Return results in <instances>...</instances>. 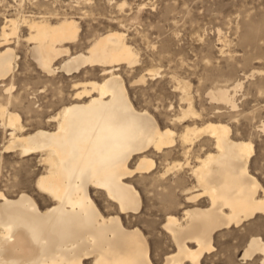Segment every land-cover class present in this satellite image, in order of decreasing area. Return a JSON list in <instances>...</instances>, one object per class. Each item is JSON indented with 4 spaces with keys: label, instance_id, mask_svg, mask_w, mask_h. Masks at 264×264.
Returning <instances> with one entry per match:
<instances>
[{
    "label": "bare ground",
    "instance_id": "6f19581e",
    "mask_svg": "<svg viewBox=\"0 0 264 264\" xmlns=\"http://www.w3.org/2000/svg\"><path fill=\"white\" fill-rule=\"evenodd\" d=\"M22 25L27 31L23 38L28 45L26 55L46 75L55 71L70 75L85 66H101L100 80L73 83L72 101L52 116L56 122L52 128L25 131L20 114L9 109L13 85L4 80L17 65L19 56L12 42L22 39ZM79 30L73 17H5L0 25V87L6 93L0 92V124L9 129L4 150H16L21 156L40 153L45 171L35 186L50 202L41 208L26 192L8 197L0 191V264H153L145 235L137 226H125L122 214L136 212L141 205L130 177L153 168L154 160L146 151L170 148L176 131L169 124L161 126L147 108L133 104L128 85L117 72L120 64L130 68L138 63V53L125 32L110 28L83 50L72 51ZM173 78L185 104L170 124H184L178 134L183 153L187 155L194 145L199 153H194L193 162L185 159L194 179L184 189L185 202L193 203L182 207L181 216L166 215L163 227L175 249L160 264H223L214 257L205 262L206 254L214 249L215 231L264 215V185L249 169L254 143L235 138L228 123L208 119L198 124L190 84ZM145 81L141 75L130 83ZM241 86L236 80L216 85L207 94L233 109ZM260 127L264 131V122ZM202 134L207 136L200 141ZM182 165L175 162L165 171ZM92 189L102 192L115 211L103 214L91 196ZM203 196L206 204L194 202ZM245 242L242 262L264 264V238L251 235Z\"/></svg>",
    "mask_w": 264,
    "mask_h": 264
},
{
    "label": "rangeland",
    "instance_id": "374dc122",
    "mask_svg": "<svg viewBox=\"0 0 264 264\" xmlns=\"http://www.w3.org/2000/svg\"><path fill=\"white\" fill-rule=\"evenodd\" d=\"M122 1L0 0V25L5 17L20 20L31 16L51 20L73 17L78 20L80 30L77 41L71 44L72 51L83 50L110 28L125 32L126 40L138 53V63L130 68L120 64L117 72L124 77L133 104L147 108L161 126L169 124L176 131L175 143L170 148L163 152L153 148L146 151L154 160L153 168L149 173L135 172L130 177L140 193L141 205L136 212L122 214L125 226H137L142 231L153 264H160L175 249L163 227L166 215L181 216L182 207L193 203L185 202L184 189L194 182L185 159L193 162L194 153H199L196 145L187 155L183 153L178 134L184 124L176 121L170 124V118L185 104L173 77L190 84L193 107L199 113L195 119L198 124L208 119L219 120L231 126L235 138L253 141L255 150L249 169L264 185V131L260 127L264 122V0H125L120 7ZM26 34L22 25V39L11 43L19 57L13 75L4 80L13 85L9 109L20 114L25 131L40 126L52 128L56 123L52 116L63 104L72 101L73 83L100 80L101 66H85L70 75L63 71L46 75L26 55L28 45L23 40ZM149 69L158 72L149 74ZM141 75H145V82L130 83ZM234 80L242 82L235 94V108L216 102L207 94L216 85H230ZM8 131L0 124V191L8 197L26 192L43 208L50 202L35 181L45 171V163L39 152L21 156L16 150H4ZM205 136L202 134L199 140ZM135 159L131 160V167ZM175 162L183 165L165 171ZM90 193L103 214L115 211L102 192L92 189ZM194 202L207 201L203 196ZM254 216L238 227L217 229L212 241L214 249L206 254L205 262L214 257L223 264H246L249 260L241 259L245 241L251 235L264 238V215Z\"/></svg>",
    "mask_w": 264,
    "mask_h": 264
}]
</instances>
